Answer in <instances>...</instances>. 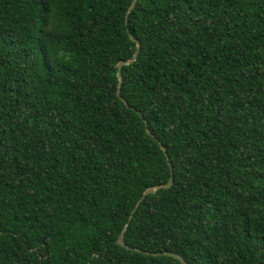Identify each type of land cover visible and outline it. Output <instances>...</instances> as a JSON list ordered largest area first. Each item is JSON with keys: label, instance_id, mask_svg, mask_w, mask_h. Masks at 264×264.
Segmentation results:
<instances>
[{"label": "trees", "instance_id": "16d2710c", "mask_svg": "<svg viewBox=\"0 0 264 264\" xmlns=\"http://www.w3.org/2000/svg\"><path fill=\"white\" fill-rule=\"evenodd\" d=\"M132 2L0 0V264H264V0Z\"/></svg>", "mask_w": 264, "mask_h": 264}, {"label": "water", "instance_id": "95a60500", "mask_svg": "<svg viewBox=\"0 0 264 264\" xmlns=\"http://www.w3.org/2000/svg\"><path fill=\"white\" fill-rule=\"evenodd\" d=\"M137 1H138V0H133V2H132V4H131L130 8L128 9V12H127V14H126V23H127V21H128V16H129V14L135 9V7H136V5H137ZM130 38H131V40H133V41L136 43V45H137L136 52H135L133 58H132L130 61L120 62V63L118 64V69H117V78H118L117 96L120 98V100H121V101H122L127 107H129L128 103H127L124 99H122L121 96H120V94H121V86H122L121 70H122L123 67L133 64V63L136 61V59H137V57H138V54H139V51H140V43H139L136 39H134L132 36H130ZM147 132H148V134H150V132H149L148 130H147ZM150 135H151V134H150ZM152 137H154V136H152ZM155 140H157V139L155 138ZM162 150L165 152V148H164V147H162ZM165 154H166V153H165ZM167 160H168V158H167ZM169 165L171 166V173H172V175H173V169H172V165H171V163H169ZM172 185H173V177L170 178V181H169L166 185H163V186H155V187H153V188H149V189H147V190L143 193L142 197L137 201V203H136V205H135V208H134L133 211H132V214H134V213L136 212V210L139 208L140 204L144 201V199H145L147 196H149V195H154V194H156L159 190H162V189H164V190H168V189H170V188L172 187ZM130 220H131V217H130L129 221H130ZM128 227H129V223H127L126 226L124 227L122 233L120 234V236L118 237V239H117V241H116V244H117L118 246H120V247H122V248L128 250V251H130V250H134V251H136V252H139L138 249H132L130 246H128V245L126 244V241H125V234H126V231H127ZM147 254H148V253H147ZM152 255H153V256H160V255H161V256L171 257V258H174V259H176V260H179L181 263L185 264V261H184V259H183L181 256H179V255H177V254H174V253H171V252H164V253H162V254H152Z\"/></svg>", "mask_w": 264, "mask_h": 264}]
</instances>
